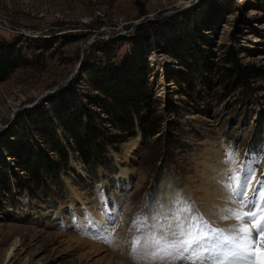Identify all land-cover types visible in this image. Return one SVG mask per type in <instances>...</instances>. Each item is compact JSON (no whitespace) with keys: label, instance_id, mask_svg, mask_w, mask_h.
I'll return each mask as SVG.
<instances>
[{"label":"rangeland","instance_id":"1","mask_svg":"<svg viewBox=\"0 0 264 264\" xmlns=\"http://www.w3.org/2000/svg\"><path fill=\"white\" fill-rule=\"evenodd\" d=\"M0 45L16 64L0 81V264H148L132 242L166 230L157 214L178 195L202 213L204 163L226 169L231 151L264 181V0H0ZM133 58L146 101L120 133L91 75ZM79 123L82 138L101 132L86 162ZM31 160L42 171L27 189Z\"/></svg>","mask_w":264,"mask_h":264},{"label":"snow or ice","instance_id":"2","mask_svg":"<svg viewBox=\"0 0 264 264\" xmlns=\"http://www.w3.org/2000/svg\"><path fill=\"white\" fill-rule=\"evenodd\" d=\"M234 162L229 151L226 163ZM229 171L224 187L235 207L223 209L221 219L234 220V224L228 229L215 228L182 202L170 218L172 222L162 226L164 232L148 233L132 242L133 253L150 248L152 264L176 260L186 264H264V186L253 187L252 169L244 176L235 168ZM258 183L264 185V181ZM134 226H147L146 218L137 217ZM99 238L111 243L107 237Z\"/></svg>","mask_w":264,"mask_h":264},{"label":"trees","instance_id":"3","mask_svg":"<svg viewBox=\"0 0 264 264\" xmlns=\"http://www.w3.org/2000/svg\"><path fill=\"white\" fill-rule=\"evenodd\" d=\"M146 43L148 44L151 43V40L150 39L146 40L145 43H143L141 46L145 45ZM11 53H12L11 46L0 45V81H2L7 76V73H9L10 70L15 68L16 64H14V58H10ZM184 55L185 54H183V56ZM173 56L174 58H179V59L183 57V56L176 57V55ZM136 60L137 58H133L132 62H130L128 65H122L121 67H119L120 69L117 68L113 69V67L111 68L109 67L106 74H103L100 77L98 75H93V74L91 75L92 78L91 81L95 86V90H97L98 93L100 92L102 94L103 102L100 104V107L102 108V113L108 117V121L120 133L125 132L127 130L129 131V129L132 127L130 118L126 115L125 117H123L121 114L126 112V110H128L130 114H132L135 118H138L139 117L138 112L142 107L143 103L146 101L144 87L142 84L138 82V80L140 81V76H142L143 74L142 69H144L145 71L147 70L146 62L144 59L142 60L140 58L137 61ZM233 69H234V73L237 76L242 77V74L238 72L239 70L237 68H233ZM252 70L254 71V69ZM135 78L137 79V81L135 80ZM77 105L79 106L80 102H77ZM74 109L77 110V108ZM71 110H72L71 108L67 109V113L69 114L70 117L74 118L75 117V114H73L74 111ZM87 119L90 121L91 117L90 118L88 117ZM48 124L49 127L51 128L53 127L57 128V126H59V124L57 125V123L56 125L51 124V122H49ZM79 127H80V123L77 124L75 129H73V134L71 136V139L73 141V145L77 154L82 159V161L86 162L91 157L96 156V153L92 152V150L90 149L91 141L87 137L92 136L95 138L96 136H100L101 132H99L98 129H96V126H94V128H90L86 132L84 136L86 138H82L76 132V128ZM91 127L93 126L91 125ZM139 127H140V135L142 137L152 136L156 132V127L150 128V124L144 125L143 122L142 123L140 122ZM141 128H144L145 130ZM109 138L112 141L119 140L117 139L118 136L115 135H110ZM21 171L23 173H26L28 176L23 178L22 181V184L25 188L28 189V187H30L31 185L39 184L37 183L40 182L41 173L39 171H42V169L40 168V165H38L36 161L31 160V162L27 166L23 167ZM44 172H46V170ZM24 183H27L28 185Z\"/></svg>","mask_w":264,"mask_h":264},{"label":"bare ground","instance_id":"4","mask_svg":"<svg viewBox=\"0 0 264 264\" xmlns=\"http://www.w3.org/2000/svg\"><path fill=\"white\" fill-rule=\"evenodd\" d=\"M236 164H237V162L235 160V162L232 164H227L225 166L223 164V166L226 167V169H221L220 167L217 168L215 165H207L204 163V165L207 166L205 168L209 169L210 174H208V176L205 175V177L207 179V183H202L203 186L199 187L196 190V192H200L201 195L197 196L198 198L194 201V203H192L195 205L197 203H198V205H201L200 206L201 212H202V213H200L201 216L204 219L211 218V220L212 219H213V221L215 220L214 222H217L219 225L223 226L222 229H228L232 225V222H235L232 220L221 219V215L223 214L222 213L223 209L228 208V207H235V205L234 206L231 205L230 193L224 187V183L226 182L228 175L231 174L229 170H230V168H235L241 174V176H244V175H247L249 173V169H251L250 165H248L247 163L245 165H243L242 167L235 166ZM218 165L221 166L222 164L218 163ZM223 173L224 174L226 173L225 176ZM201 174L204 175L203 172ZM252 175H254V177H255V179L252 181V185L254 188H260L261 186H264V185H261L260 183H258L259 180L257 179V172H255V171L252 172ZM178 196H179V198H178ZM178 196H176L175 199L173 200L172 206H177V205H180L182 203L183 198H184L183 194L181 196L180 195H178ZM191 197H193L192 192H191ZM191 208L193 209L192 205H191ZM193 211H194V209H193ZM157 215L158 216H166L167 218H169V219H164L165 220L164 225H167V224H169V222L170 223L172 222V221H170L171 220L170 218L173 215H171L169 213V211H167V210L160 211ZM214 222H212V223H214ZM150 259L151 258H149L148 264H152V260H150ZM156 264H159V261H157ZM171 264H186V262L176 260V261H172Z\"/></svg>","mask_w":264,"mask_h":264}]
</instances>
